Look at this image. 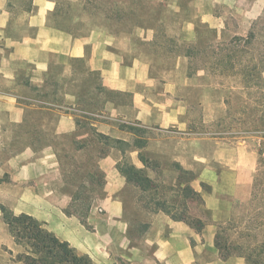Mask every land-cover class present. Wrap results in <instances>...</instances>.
<instances>
[{
    "label": "crops",
    "instance_id": "obj_1",
    "mask_svg": "<svg viewBox=\"0 0 264 264\" xmlns=\"http://www.w3.org/2000/svg\"><path fill=\"white\" fill-rule=\"evenodd\" d=\"M147 1L166 8L170 6L175 14L183 10L180 0ZM226 1L187 0L189 14L176 16L179 26L173 36H176L174 41L179 50L174 51L175 58L191 62L193 58L186 56L184 51L192 46L190 44L201 42L204 34L207 46L223 38L226 32L224 17L216 14L215 7ZM262 2L250 3L254 15L249 11V18L261 11ZM58 5L59 0H0V151L8 131L10 134L14 130L13 139L19 140L27 121H32L31 131L36 135V139L32 137L27 144L28 149L35 147L33 141L42 130L50 129L54 135L69 136L70 145L78 152L83 140L90 135H102L104 153L96 156L90 171L98 170L102 174V196L97 204L91 203L85 221L67 213L70 194L54 186L49 178L53 171L33 172L36 164L49 162L58 166L54 144L49 143L43 146L48 152L45 158L22 161L19 158L23 152L9 160L0 158V189L15 187L20 197L12 210L42 221L60 240L67 241L77 252L87 254L95 264H194L196 255L202 253L210 255L204 260L205 264H247L243 255L222 257L214 239L218 224L231 220L235 214L234 191L241 188L246 195H251L252 175L257 170L258 159L257 164L254 161L241 172L223 173L222 177L230 186L227 190L230 201L214 190L203 193L193 187L201 192L209 212L208 218H202L205 223L200 230L160 210L148 211L147 221L137 225L141 230L133 233L132 222L126 216L124 193L128 187L135 189L136 186L128 182L121 169L126 164L136 168L146 166L140 157L144 144L142 147L135 144L141 136L131 132L128 126L146 129L171 126L183 130V98L177 95L178 85L174 80L152 74V55L146 49L155 42L157 31L154 27L134 24L126 31H119L95 26L78 32L53 22L57 18ZM100 17L103 21L112 19L104 14ZM76 63L84 64L87 71L99 77L98 89L94 92L98 96L96 110L76 107L75 101L81 99L80 94L64 92L59 95L58 88L43 90L49 84L59 83L49 78L55 66L71 75L79 69ZM25 67L28 71L23 77ZM22 88L29 93L20 94ZM33 88L35 91L31 93ZM107 93L117 94L118 98L128 97L129 101L120 102ZM55 96L64 99V103H54ZM80 114L86 118L90 116L89 122L80 124L77 120ZM8 162L13 165L12 171L7 168ZM135 195L134 205L138 202Z\"/></svg>",
    "mask_w": 264,
    "mask_h": 264
},
{
    "label": "rangeland",
    "instance_id": "obj_2",
    "mask_svg": "<svg viewBox=\"0 0 264 264\" xmlns=\"http://www.w3.org/2000/svg\"><path fill=\"white\" fill-rule=\"evenodd\" d=\"M59 1L57 18L53 22L59 26H69L74 31L86 32L95 26L126 31L134 24L154 27L157 31L155 42L146 49L152 55V74L174 80L178 85L176 93L183 98V130L169 126L161 129L144 128L138 132L144 144L141 153L148 165L143 168L144 176L147 175L152 180L153 190L142 192V185L147 186L142 184L135 189L128 187L124 193L126 216L132 222L133 233L141 230L137 227L138 223L148 219V209L144 206V201L148 200L152 191L156 192L157 198L169 201L170 204L166 203L167 205L185 198L182 206L186 209L188 217L208 218L209 212L204 198L201 196L197 200L189 195L186 186L190 185L203 193L214 190L218 196L229 200L227 190L230 186L228 180L222 177L223 173L241 172L243 167H250L252 162L257 164V159L264 158V71L256 85L247 84L242 71L244 67L258 62L260 57L264 56V0H261V11L252 18H249V11L252 7L250 3L254 0H227L217 4L216 14L224 17L226 32L221 40L213 43L212 48L205 45L206 34L202 36L201 42L190 44L194 48L193 59L189 60L191 62L174 57L177 46L173 33L179 26L176 16L189 14L186 8L187 0H180L183 7L180 14H175L170 10V6L166 8L147 0ZM251 13L254 15V11ZM102 14L112 19L103 21L100 17ZM250 31L253 35L249 43L235 41L234 38L245 37ZM221 42L226 45L217 46ZM182 45V49H185V45ZM221 51L230 55L229 63L232 64V67L224 72L211 68L215 62L214 55ZM76 65L79 69L71 75L64 73L62 67L55 66L49 78L58 80L59 83L49 84L50 86L47 85L43 90L52 91L58 88L59 95H64V92L80 94L81 99L75 101V106H80L85 111L96 110L98 96L94 92L98 89L99 77L87 71L84 64ZM27 71L28 68H23V77ZM19 91L20 94L29 93L23 88ZM30 91L34 93L35 88ZM108 95L114 96L120 102L129 101L125 96L118 98L117 94ZM53 100L54 103H64V99L56 96ZM80 115L82 116L77 117L80 124L89 122L90 116L85 115L86 118L83 114ZM31 128L32 121H27L19 140L13 139L14 130L10 134L8 131L6 143L0 151L1 160L19 157L21 152L22 158L19 159L22 161L45 158L48 152L43 146L53 143L58 166L49 162L36 164L33 172L39 174L44 170L53 171L50 172L49 178L54 186L70 194L66 211L85 221L91 203L97 204L102 196V174L98 170L92 173L90 171L96 156L101 155L100 152L104 149L105 139L94 133L83 140L82 149L78 152L72 144L70 145L69 136L54 135L49 129L42 130L37 135V140L33 141L35 147L28 149L27 144L31 142L32 137L36 139L35 131L32 132ZM12 167L8 162L7 168L12 171ZM256 173L257 170H254L253 175ZM181 189L183 191H180ZM16 191L18 189L12 186L0 189V264H23L16 256L24 251V247L15 243L1 212V205L13 211L17 199L20 198L17 197ZM234 193L233 206L236 210L232 220L242 224L248 210L250 207L254 208V205L250 206L251 195H246L241 188ZM133 195L138 199L137 205L132 202ZM150 250L152 252L153 246ZM209 256L206 253L196 255L194 264H205L204 260Z\"/></svg>",
    "mask_w": 264,
    "mask_h": 264
},
{
    "label": "trees",
    "instance_id": "obj_3",
    "mask_svg": "<svg viewBox=\"0 0 264 264\" xmlns=\"http://www.w3.org/2000/svg\"><path fill=\"white\" fill-rule=\"evenodd\" d=\"M252 35L250 31L245 37L237 36L234 39L235 41H243L245 44L250 42ZM223 45L226 44L221 42L217 46ZM207 47L212 48L214 46L210 44ZM193 50V47L188 46L184 54L193 58ZM217 53L214 55L215 62L211 68L218 72L229 70L232 67V64L229 63L230 55L222 53V51ZM242 71L246 83L256 85L264 71V56H261L258 62L244 67ZM128 129L136 135L144 130V128L134 125H129ZM135 144L138 147L143 146L141 139H136ZM103 153L104 149L100 154ZM140 157L146 164L142 153H140ZM145 166L148 167L147 164ZM121 171L128 182L134 183L135 186L141 187L142 184H146L147 186L142 185V192L153 190L152 180L147 175L144 176L143 168L126 164ZM185 189L189 195L194 196L197 200L201 198V194L190 185H187ZM149 194L148 200L144 201V206L148 211L158 212L161 210L173 219L188 222L196 230L203 227L205 220L200 217L190 218L186 215V209L183 208L185 198L180 199L179 202L173 201L172 205H167L166 203L170 204V202L166 199L157 198L156 192L152 191ZM249 203L250 206L253 204L254 208L250 207L242 224H238L232 219L218 224L214 243L222 257L243 255L247 264H264V158L262 157L258 161L257 173L253 177ZM1 212L15 243L24 247V251L16 256L17 260L23 264H95L87 254L78 253L67 241L60 240L45 227L42 221L32 215L27 213L15 214L4 205H1Z\"/></svg>",
    "mask_w": 264,
    "mask_h": 264
}]
</instances>
